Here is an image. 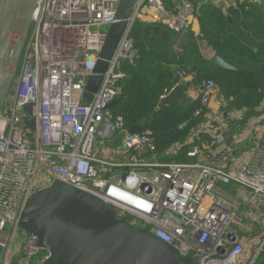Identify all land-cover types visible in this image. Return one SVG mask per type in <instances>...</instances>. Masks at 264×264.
Instances as JSON below:
<instances>
[{
	"label": "built area",
	"instance_id": "obj_1",
	"mask_svg": "<svg viewBox=\"0 0 264 264\" xmlns=\"http://www.w3.org/2000/svg\"><path fill=\"white\" fill-rule=\"evenodd\" d=\"M193 2L225 15L234 6L223 0H168L167 6L164 0H137L102 83L87 102V82L109 28L118 22L120 0L36 1L0 112V264H32L43 251L37 237L18 223L28 199L54 180L97 198L116 211L117 219L148 232L193 264L244 263L236 226L244 206H264V118L246 162L239 164L236 147L226 146L229 127L223 117L240 123L246 112L228 111V102L219 97L209 119L217 123L213 132L210 125L195 128L197 134H211L210 140L200 141L195 134L177 143L166 155L186 150L192 161L172 162L157 159L153 136L145 131L130 135L113 106L106 110L121 95V67L134 66L138 58L130 31L143 25L187 32L195 16ZM192 89L200 103L193 113L198 118L218 87L206 80ZM105 137L120 138L119 152L129 155L127 162L99 156L97 140ZM221 188L242 190L245 197H228ZM47 257L46 252L41 262Z\"/></svg>",
	"mask_w": 264,
	"mask_h": 264
},
{
	"label": "trees",
	"instance_id": "obj_2",
	"mask_svg": "<svg viewBox=\"0 0 264 264\" xmlns=\"http://www.w3.org/2000/svg\"><path fill=\"white\" fill-rule=\"evenodd\" d=\"M164 1L167 6L168 0ZM193 3L203 39L235 70L220 69L189 49L171 57L172 37L161 41L143 25L135 27L138 58L134 66L121 67L125 78L119 82L121 95L112 110L122 117L126 130L140 125L153 136L158 153L182 142L202 118L193 117L199 100L185 102L187 86L213 80L228 102L227 109H245L246 115L264 106V0L237 1L227 15L214 6ZM186 75L188 83H181ZM253 264H264V248Z\"/></svg>",
	"mask_w": 264,
	"mask_h": 264
},
{
	"label": "water",
	"instance_id": "obj_3",
	"mask_svg": "<svg viewBox=\"0 0 264 264\" xmlns=\"http://www.w3.org/2000/svg\"><path fill=\"white\" fill-rule=\"evenodd\" d=\"M37 0H0V112L10 93L14 70L30 28ZM137 0H120L117 23L108 31L83 98L91 102L102 83L119 41L126 29L125 19ZM146 32L168 39L169 32L160 27H148ZM130 36L137 37L135 29ZM216 67L234 71L216 53L210 59ZM117 100L106 110L115 106ZM161 100L158 107H162ZM30 113V107L25 108ZM32 119L25 123L32 125ZM130 135L142 134L140 125L127 130ZM19 228L37 237V244L48 253L42 264H193L169 245L144 230L117 219L116 211L97 198L58 180L35 192L26 202L18 223Z\"/></svg>",
	"mask_w": 264,
	"mask_h": 264
},
{
	"label": "crops",
	"instance_id": "obj_4",
	"mask_svg": "<svg viewBox=\"0 0 264 264\" xmlns=\"http://www.w3.org/2000/svg\"><path fill=\"white\" fill-rule=\"evenodd\" d=\"M223 1L228 3V5L230 4V5L236 6V2L242 1V0H223ZM245 1H248V2L253 1L256 3H261L262 0H245ZM203 5H207L208 7H211L210 4H203ZM188 31L189 32L187 33V38L189 36L190 38L186 39V41L182 43L183 48L178 47L179 42L177 43L174 41V44H173L174 51L172 52L170 56L173 57L174 55L179 54V52L176 51V49H179V50L189 49L191 52L198 55V57H200L201 59L210 61V59L215 54V52L211 49V47L203 39V34L200 32V22L196 14L190 24V29ZM151 36L158 38V40H161V41L170 40V37L168 39H160L159 35L156 36L152 34ZM147 39L148 37L146 38V42H147ZM176 76L181 77L178 74H176ZM180 81L181 83H188L189 79L186 75L185 77L182 76ZM192 88L193 86H189V87L187 86V89L185 91V98H186L185 102H192V101L197 100L196 93L193 91ZM216 94L212 97L209 107L204 111V115L201 116L202 118L196 122L195 126L192 127L189 134L185 137L183 141L197 134L196 129L198 130V128L196 127L198 125L199 126L200 125H210L211 127L210 132H213V130L211 129H214V126H216L217 123L211 124L209 123V119L211 118L213 112L216 110V105H215L216 99L219 97L224 98L220 94L219 89ZM263 108L264 106L262 105L258 107L257 109H255V112L253 113V115L245 114L244 120L240 123H232L226 116L223 117L224 122L229 127V132L226 137V146L236 147L234 155L236 159H238L239 164L246 162V158L248 154L250 153L253 145L256 143L257 139L260 136V133L262 130V119L264 118ZM230 110H235V109H229L228 111ZM195 119L197 120V118ZM243 132L245 133L244 135H243ZM198 133L199 134H197V137L200 139V141L206 142L210 140L211 134L210 135L202 134L200 133V131ZM104 140L108 142L109 147H106L105 144L103 146ZM120 142H121L120 138H116L114 139V141H110L107 137L102 138L101 140L98 139L97 145H98L99 156L106 160L108 159L115 160V161L117 160L118 162H121V163L127 162L129 159L128 157L129 155H123L122 153L119 152ZM173 146H171L169 149H167L163 153H158V150H157V154H156L157 159L161 161H172V162L173 161L174 162L192 161L190 158L186 156V150H183L181 152H175L174 154L170 152L166 155V152L171 150ZM221 192L224 195H227L228 197L238 198L240 200H243L245 197V193L242 190H234L232 188H223V189L221 188ZM236 233L241 239L242 244H243V252H244L243 254L244 263L243 264H253L256 258L258 257L259 253L264 248V206H260V207L253 206L251 208L249 205L244 206L242 208V220L240 224L236 226ZM258 249H259V252L254 257L255 251H258Z\"/></svg>",
	"mask_w": 264,
	"mask_h": 264
},
{
	"label": "rangeland",
	"instance_id": "obj_5",
	"mask_svg": "<svg viewBox=\"0 0 264 264\" xmlns=\"http://www.w3.org/2000/svg\"><path fill=\"white\" fill-rule=\"evenodd\" d=\"M150 32V31H149ZM148 32V33H149ZM189 31H187V32H184V33H180V34H174V33H170L169 32V34H171V36H170V38L172 37L173 39H174V41H176L177 43H178V47H182L183 48V42H185L186 41V39H187V33H188ZM149 35H151V34H149ZM154 35H156L157 36V34H154ZM182 50L183 49H176V51H178L179 52V54H181V52H182ZM104 144H105V146L106 147H109V144H108V142L106 141V140H104L103 141V146H104ZM100 146V145H99ZM95 147V146H94ZM46 254V251L45 250H43V251H41L38 255H37V257H35L34 259H33V261H32V264H41L42 262V259H43V257H44V255Z\"/></svg>",
	"mask_w": 264,
	"mask_h": 264
}]
</instances>
